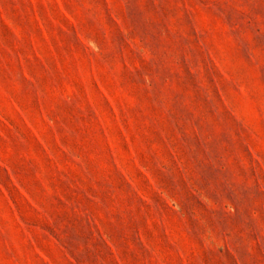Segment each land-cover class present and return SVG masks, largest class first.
Instances as JSON below:
<instances>
[{"label": "rangeland", "instance_id": "374dc122", "mask_svg": "<svg viewBox=\"0 0 264 264\" xmlns=\"http://www.w3.org/2000/svg\"><path fill=\"white\" fill-rule=\"evenodd\" d=\"M0 264H264V0H0Z\"/></svg>", "mask_w": 264, "mask_h": 264}]
</instances>
